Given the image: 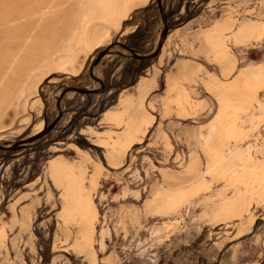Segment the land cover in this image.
<instances>
[{"label": "rangeland", "instance_id": "1", "mask_svg": "<svg viewBox=\"0 0 264 264\" xmlns=\"http://www.w3.org/2000/svg\"><path fill=\"white\" fill-rule=\"evenodd\" d=\"M29 1L0 0V145L51 122L64 88L94 85L89 64L109 44L145 54L162 31L157 0H91L99 14L63 32L25 30L24 18L3 23ZM234 1L247 29L231 47L234 74L201 88L209 110H163L165 75L156 74L157 100L140 102L133 114L144 125L133 141L135 128L126 127V153L114 159L100 115L164 50L138 60L118 47L99 63L102 90L66 93L47 135L0 152V211L20 191L40 201L17 264H264V0ZM184 2L198 6L200 25L228 4L162 0L170 29L185 15Z\"/></svg>", "mask_w": 264, "mask_h": 264}, {"label": "crops", "instance_id": "2", "mask_svg": "<svg viewBox=\"0 0 264 264\" xmlns=\"http://www.w3.org/2000/svg\"><path fill=\"white\" fill-rule=\"evenodd\" d=\"M220 1L228 2L225 6L227 10H223L221 16L205 25L195 22L196 17L193 15L198 6L194 5L193 11L191 4H181L180 11L185 15L181 16V21L173 28H169L161 55L155 63L141 70L131 86L119 92L115 108L100 115V121L111 129L108 131L111 139L114 138L112 142L116 149L111 152L114 159H121L126 153L129 140L126 127L130 125L135 128L130 134L133 141L136 131L144 125L141 116L133 114L135 110H142L140 102L145 104L148 96H151L149 104L157 100L152 95L158 74L165 75L164 96L159 99L161 108L191 112L209 110L207 100L199 98L201 88L207 91V87L211 85L217 87L227 76L223 74H234L235 68L237 70V61L231 47L235 42L237 45L240 43L239 32L247 28L239 20V2ZM180 94L184 98L176 102L175 99ZM144 107L143 109H147ZM129 109L131 111L128 115ZM39 205L40 201L31 197L27 191H20L7 198L4 210L0 211V264H17L15 261L21 253L17 248H26L25 240L31 238V216Z\"/></svg>", "mask_w": 264, "mask_h": 264}, {"label": "bare ground", "instance_id": "3", "mask_svg": "<svg viewBox=\"0 0 264 264\" xmlns=\"http://www.w3.org/2000/svg\"><path fill=\"white\" fill-rule=\"evenodd\" d=\"M24 7L25 9L21 13L20 12L16 13L13 16L8 15V17L4 18L8 20H6L3 23H8L9 26L11 22L13 24L14 23L13 21L15 20L17 21L19 20V18L20 19L24 18V20L26 21V27L23 28L25 30L31 27L33 28L34 25L38 24L41 27L42 25H53L52 27H56V28L58 27L63 32L64 30L67 29L68 30L77 29L78 26L80 27L82 25V22H84L85 20H90L92 17H95L99 14L98 13L99 9L95 8L91 0H30L28 2V5L27 6L24 5ZM114 7L118 8V5L116 4ZM65 12H69V14H73V16L67 21H64L62 19L63 17L62 15ZM8 30L9 29H7L6 31L8 32ZM11 30L12 29H10V31ZM113 47L109 50L110 52L111 50H115V48H118L119 46H113ZM106 56L107 55H105L98 63L95 64V67L92 72L93 78L97 79V81H99L100 84L102 83V81L98 77L100 76L99 73L101 70V66L99 63L103 59H105ZM96 87H97V82L95 81L94 85H92L91 87H86L85 89L94 90V88Z\"/></svg>", "mask_w": 264, "mask_h": 264}, {"label": "water", "instance_id": "4", "mask_svg": "<svg viewBox=\"0 0 264 264\" xmlns=\"http://www.w3.org/2000/svg\"><path fill=\"white\" fill-rule=\"evenodd\" d=\"M156 4L158 7L157 10H159L160 15H161V19H162V22H161L162 23V31H161V34L159 35L160 38L157 41V44L155 45L154 48H152L153 50L151 52H149V54L148 53L141 54L135 50H132V48L130 49V47L125 43L115 42V43L109 44L106 48H104L94 58L93 62H91V64H89L90 65L89 66V76L91 79H94L97 82V85H98L97 88H94V90L93 89H85V88L80 89L79 87H74V86L64 88L62 91H60L59 95L56 97V103L54 105H56L57 115H56V117H54V119L51 122L45 123L44 126L39 131H37L36 133H34V134H32L26 138H22V139H19L17 141H14V142H11L8 144L0 145V151L5 152V153L7 151H11V152L18 151V150L22 149L23 147H26L28 144L34 143L35 141H37L40 138L47 135L50 132V130H52L54 128V126L56 125V123L60 119L59 117H61L62 111H61V105L60 104H61V99L65 95V93L75 92V93H79V94L84 95V94H95V93L99 92L100 90H102L104 88L103 84L102 83L100 84L99 81H97V79L93 78L92 72H93V69L95 67V64L98 63L105 55L110 53L109 50L113 46H119V47L123 48V50H126L127 52H129V54L133 58L138 59V60L150 59V58L157 56L161 50L160 48H162V46H163V43L165 41L166 35L168 33V30H169V26L166 23L167 17H166V13L164 10L165 8L162 4V0H157Z\"/></svg>", "mask_w": 264, "mask_h": 264}, {"label": "trees", "instance_id": "5", "mask_svg": "<svg viewBox=\"0 0 264 264\" xmlns=\"http://www.w3.org/2000/svg\"><path fill=\"white\" fill-rule=\"evenodd\" d=\"M140 71H141V68L138 69V70H136L137 73H139ZM137 73H136V74H137ZM0 152H1V151H0ZM7 152H11V151H7ZM7 152H6V153H7ZM2 153H5V152H2ZM6 153H5V154H6Z\"/></svg>", "mask_w": 264, "mask_h": 264}]
</instances>
